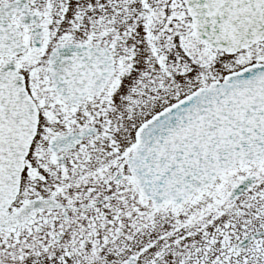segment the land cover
I'll use <instances>...</instances> for the list:
<instances>
[{
  "label": "snow or ice",
  "instance_id": "1",
  "mask_svg": "<svg viewBox=\"0 0 264 264\" xmlns=\"http://www.w3.org/2000/svg\"><path fill=\"white\" fill-rule=\"evenodd\" d=\"M0 264H264V0H0Z\"/></svg>",
  "mask_w": 264,
  "mask_h": 264
}]
</instances>
